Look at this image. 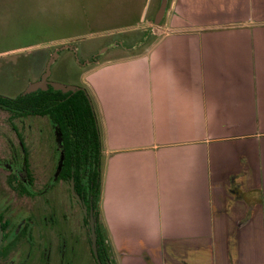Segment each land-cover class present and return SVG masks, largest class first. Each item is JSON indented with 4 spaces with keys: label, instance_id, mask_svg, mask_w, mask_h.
Instances as JSON below:
<instances>
[{
    "label": "crops",
    "instance_id": "1",
    "mask_svg": "<svg viewBox=\"0 0 264 264\" xmlns=\"http://www.w3.org/2000/svg\"><path fill=\"white\" fill-rule=\"evenodd\" d=\"M159 1L150 31L141 29L160 37L155 45L111 52L87 71L110 259L264 264V17L255 15L264 0H227L248 16L192 25L224 27L216 33L169 35V26L194 28L173 24L200 10L197 0H167L152 27Z\"/></svg>",
    "mask_w": 264,
    "mask_h": 264
},
{
    "label": "rangeland",
    "instance_id": "2",
    "mask_svg": "<svg viewBox=\"0 0 264 264\" xmlns=\"http://www.w3.org/2000/svg\"><path fill=\"white\" fill-rule=\"evenodd\" d=\"M157 4L158 0H0V95L15 97L23 93L28 85L40 79L52 58L48 82L87 91V71L95 65L93 57L100 62L111 52H125L132 47L136 52L147 50L159 41V36L142 32L146 28L150 31L146 22ZM195 4L192 10H202L201 14H194L195 19L182 16L185 22L173 26L195 28L192 25L199 22L232 21L248 16L247 8L230 11L234 8L227 7V0H197ZM173 11L175 14V8ZM255 15L264 17L261 13ZM168 29L179 28L169 26L162 33L168 34ZM189 33L194 32L184 34ZM188 40L186 44L190 45L198 41ZM166 43L163 46H170ZM63 44L70 48H63ZM60 158L58 134L46 117L14 118L0 111V168L3 164L10 165L12 173L18 176L26 164L33 187L25 190L36 196L38 207L52 208L57 229H67L71 234L62 260L68 264H95L83 212L70 196L68 184L55 180ZM6 175L7 171L0 170V216L7 213L16 224L22 201L10 190ZM55 260L58 264V255Z\"/></svg>",
    "mask_w": 264,
    "mask_h": 264
},
{
    "label": "trees",
    "instance_id": "3",
    "mask_svg": "<svg viewBox=\"0 0 264 264\" xmlns=\"http://www.w3.org/2000/svg\"><path fill=\"white\" fill-rule=\"evenodd\" d=\"M0 111L7 112L14 118L48 119L61 144L62 161L56 181L66 182L69 186L70 180H73L74 191L80 196L87 210H92L93 213L98 260L101 264H113L110 259L111 248L105 242V233L98 222L102 194V146L95 112L87 91L81 88L76 92L62 93L47 87L46 90L26 95L20 93L15 97L0 95ZM20 146L24 150L22 140ZM7 184L12 192H26L24 186L19 190L18 185H21L14 174L8 176ZM85 221L89 250L94 259L90 247L88 218ZM94 261L97 264L95 259Z\"/></svg>",
    "mask_w": 264,
    "mask_h": 264
},
{
    "label": "flooded vegetation",
    "instance_id": "4",
    "mask_svg": "<svg viewBox=\"0 0 264 264\" xmlns=\"http://www.w3.org/2000/svg\"><path fill=\"white\" fill-rule=\"evenodd\" d=\"M155 16H153V19ZM65 45L63 44L62 46ZM95 60L96 58L93 57L92 62L94 63ZM2 166L0 170L7 171V181L8 176L13 175L11 166L6 164ZM27 173L29 174L28 168L23 166L21 174L16 175L17 182L21 185H18L19 190L22 186L24 188L33 187V181ZM15 194L22 201L17 210L18 222L14 224L7 213L0 216L2 228L0 264H56L55 258L57 255L59 257L58 264H68L62 258H65L67 253L68 240L71 234L67 229L64 231L57 229V225L54 222L55 213L52 208L38 207L36 205L38 203L36 196L28 194L27 191L25 193L19 191ZM73 200L76 202L74 198ZM81 202L85 206L82 200ZM76 203L78 204V202ZM43 206L45 207V205ZM78 207L82 211L80 204H78ZM84 218L88 217L84 216ZM62 220L64 221L65 219Z\"/></svg>",
    "mask_w": 264,
    "mask_h": 264
},
{
    "label": "water",
    "instance_id": "5",
    "mask_svg": "<svg viewBox=\"0 0 264 264\" xmlns=\"http://www.w3.org/2000/svg\"><path fill=\"white\" fill-rule=\"evenodd\" d=\"M166 6H167V0H161L158 11L156 13V16L153 19V21L151 22L152 27H158V28L161 27L160 22H161L162 18H164L166 15V11H167ZM221 28H224V27L187 28V29H176V30L175 29H168L167 33L169 35V34H175V33H188V32H193V31H204V30L221 29ZM63 48H70V46H68L66 44L65 46H63ZM53 61H54L53 58L50 59V61L46 65L45 71L42 74V76L40 77V79L37 82H34V83L28 85L26 90L23 92L24 95L36 92L38 90H46L47 87H51L53 90L61 91L62 93L76 92L77 90L80 89V88L75 87V86H66V85H62L59 83H55V82H48V77L50 75V66L53 63ZM58 140L60 142L59 137H58ZM61 161H62V155L60 158L59 167L61 166ZM59 167H58V170H59ZM69 190H70L71 196L82 207L83 215L85 217H88V225H89V231H90V247L92 250L93 257L96 260V263L101 264L98 260V254H97V249H96L97 237H96V233H95V224H94V218H93L92 210L88 211L87 207L82 204L79 195L74 191V183H73L72 179L70 180V183H69ZM1 240H2V228H1V223H0V244H1Z\"/></svg>",
    "mask_w": 264,
    "mask_h": 264
}]
</instances>
